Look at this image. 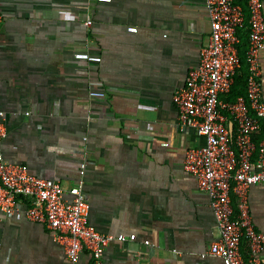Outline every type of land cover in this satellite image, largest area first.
<instances>
[{"label":"crops","instance_id":"obj_1","mask_svg":"<svg viewBox=\"0 0 264 264\" xmlns=\"http://www.w3.org/2000/svg\"><path fill=\"white\" fill-rule=\"evenodd\" d=\"M0 14L6 160L60 182L66 201L82 186L100 233L136 235L111 242L104 264H224L208 255L220 236L210 198L184 168L206 139L173 101L210 42L205 0H0ZM249 205L264 233V184ZM0 264L72 263L45 225L0 210Z\"/></svg>","mask_w":264,"mask_h":264},{"label":"built area","instance_id":"obj_2","mask_svg":"<svg viewBox=\"0 0 264 264\" xmlns=\"http://www.w3.org/2000/svg\"><path fill=\"white\" fill-rule=\"evenodd\" d=\"M247 2L249 100L240 97L228 103L221 99L231 91L240 66L237 33L246 21L243 7L234 0H205L211 22L210 42L201 49L198 67L188 72L184 86L173 97L180 122L194 127L206 139L205 146L186 152L184 168L210 198L220 236L208 255L221 258L224 264H264V233L256 229L249 205L250 188L264 184V142L257 146L253 140L264 119L259 70V56L264 50V1ZM2 21L0 14V26ZM75 58L101 61L99 57L82 53L75 54ZM105 95V92H90L91 97ZM3 116L0 111V119ZM6 137L7 128L0 121V210L3 214L22 213L30 221L45 225L55 240L64 245L72 264H78L85 252L90 255L91 264H104L111 242H136L135 234L104 235L90 223V204L82 186L70 189L72 200L66 201L60 182L39 178L26 165L8 162L3 151ZM162 147L167 148L168 144ZM81 174H85V166ZM242 247L247 250L246 255Z\"/></svg>","mask_w":264,"mask_h":264},{"label":"trees","instance_id":"obj_3","mask_svg":"<svg viewBox=\"0 0 264 264\" xmlns=\"http://www.w3.org/2000/svg\"><path fill=\"white\" fill-rule=\"evenodd\" d=\"M236 5L243 7L246 21L242 28L238 30V37L240 43L237 46L240 57V66L236 71L234 76V84L231 88L229 94L223 95L221 99L224 102L233 103L237 101L238 98L243 97L245 100H249L248 95V79L250 75L249 63H248V47H249V35H250V24H249V10L247 0H234ZM261 128L254 135V142L259 146L264 142V119L260 121Z\"/></svg>","mask_w":264,"mask_h":264}]
</instances>
